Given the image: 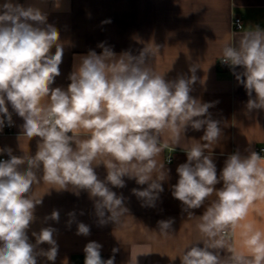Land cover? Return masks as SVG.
Instances as JSON below:
<instances>
[{"label": "clouds", "instance_id": "obj_1", "mask_svg": "<svg viewBox=\"0 0 264 264\" xmlns=\"http://www.w3.org/2000/svg\"><path fill=\"white\" fill-rule=\"evenodd\" d=\"M98 47L100 54L90 50L78 57L66 89L53 88L64 55L57 28L47 24V15L37 7L11 0L0 5V131L13 126L14 112L24 121L23 134L39 138L35 155L18 157L11 148H0V154L9 157L0 160V264H37L38 256L53 264L56 260L55 228L32 232L35 244L27 234L36 219V206L42 204L34 185L46 183L50 189H71L77 195L87 191L100 225L119 223L127 214L125 197L109 187H125L124 177L147 185L132 193L142 207H155L170 171L157 159L167 147L161 144V134L167 131L178 144L188 127L204 134L200 143L184 150L187 162L178 165L179 178L171 194L189 217L194 216L189 210L208 203L197 225L205 238L203 247L188 246L180 256L181 264H264V231L251 223L243 226L247 255L226 238L264 196L262 157L255 151L246 156L237 151L217 175L212 149L222 130L209 113L215 102L202 103L190 95L198 65L190 68V77L166 80L149 66L159 51L156 46L145 47L138 56L127 51L117 56L104 43ZM220 61L245 88L247 110H264V29L257 26L245 32L236 46L225 44ZM237 66L243 71L236 73ZM101 164L107 172L104 180L95 171ZM68 215L70 226L75 213ZM59 218V211L53 210L45 220L59 222ZM157 223L162 235H170L171 218ZM76 234L88 236L89 226L78 223ZM44 243L49 249L37 251ZM101 248L95 241L88 242L84 264H114V255L102 259ZM225 249L230 255L222 260Z\"/></svg>", "mask_w": 264, "mask_h": 264}, {"label": "crops", "instance_id": "obj_2", "mask_svg": "<svg viewBox=\"0 0 264 264\" xmlns=\"http://www.w3.org/2000/svg\"><path fill=\"white\" fill-rule=\"evenodd\" d=\"M7 0H0L3 5ZM24 7H37L47 15V24L53 25L59 32V42L64 47L61 75L55 78L51 86L67 88L68 79L78 57L87 55L90 50L102 52L100 43L110 47L119 56L127 51L138 56L145 48L158 47L159 51L149 61V66L166 80L190 77V68L198 65L195 75L197 82L190 93L204 102H215L209 109L212 119L219 121L221 138L212 149V158L217 167V175L224 167L229 155L239 152L248 155L264 147V110L249 112L246 108L249 99L243 85L239 84L230 67L220 63L225 44L236 46L244 33L258 26L264 29V0H11ZM57 3L59 7H57ZM239 17L242 27L236 30L232 26L234 18ZM55 53V47L51 49ZM240 66L235 72H242ZM255 94H253V97ZM44 102H47L46 100ZM12 112L11 106L8 105ZM14 126L12 131H0V148H11L18 157L35 155L38 137L30 139L23 134V119L12 113ZM203 130L195 131L188 127L181 133L180 140L173 143L167 131L161 134L162 148L157 158L169 171V179L162 182L164 191L160 193L155 207H142V202L132 193V189H143L147 185H138L134 179L124 177L126 186L115 188L109 185L117 195L125 197L127 214L119 223L109 221L99 224L95 214L94 202L87 191L80 190L79 195L69 190L50 189L46 183L34 185L33 192L42 204L37 205L35 221L28 230L31 243L35 244L32 232L41 228L53 227L57 231L54 238L58 244V255L54 264H84V247L90 241L102 245L103 260L115 256L114 264H181L180 256L184 250L196 244L203 247L205 239L197 225L199 216L207 207L191 209L194 216L189 217L183 211L180 201L171 194L172 185L178 181L176 169L187 162L184 150L200 143ZM203 143V141H201ZM205 154H208L207 151ZM259 154V153H258ZM260 163L264 166V154ZM0 157L9 159L6 153ZM170 159V163H168ZM96 162H94L95 165ZM98 178L104 180L107 172L103 164L95 168ZM222 187V182L215 186ZM214 198V197H213ZM211 199V198H210ZM53 210L60 214L59 222L45 220ZM73 222L69 226L71 217ZM82 213V214H81ZM172 219L170 235H162L158 221ZM89 226L88 236L77 235V224ZM247 223L264 231V196L257 199L249 208L248 215L234 230L226 234L228 242L237 250L245 252L242 235ZM47 243L40 244L37 251L49 249ZM118 249L113 253V249ZM230 253L221 251V259ZM37 264H53L46 257L38 256Z\"/></svg>", "mask_w": 264, "mask_h": 264}, {"label": "built area", "instance_id": "obj_3", "mask_svg": "<svg viewBox=\"0 0 264 264\" xmlns=\"http://www.w3.org/2000/svg\"><path fill=\"white\" fill-rule=\"evenodd\" d=\"M232 26H233V28L236 29V30L241 29V27H242L241 19H240L239 17L234 18L233 21H232ZM220 63H221V65H222L223 67H229L228 65L223 64L221 61H220ZM13 126H14V124H13ZM13 126L9 127V126L6 125V126L4 127L5 133H9V132H11ZM256 150H257V152H258L259 154H261V155L264 154V147H258ZM4 159H5V157H0V160H4Z\"/></svg>", "mask_w": 264, "mask_h": 264}]
</instances>
